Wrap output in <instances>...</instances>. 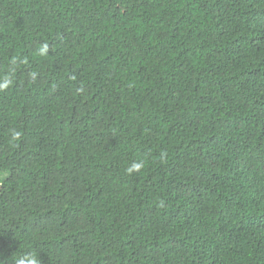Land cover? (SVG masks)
Listing matches in <instances>:
<instances>
[{
    "label": "trees",
    "instance_id": "16d2710c",
    "mask_svg": "<svg viewBox=\"0 0 264 264\" xmlns=\"http://www.w3.org/2000/svg\"><path fill=\"white\" fill-rule=\"evenodd\" d=\"M6 79L0 264H264V0H0Z\"/></svg>",
    "mask_w": 264,
    "mask_h": 264
},
{
    "label": "clouds",
    "instance_id": "9594fccd",
    "mask_svg": "<svg viewBox=\"0 0 264 264\" xmlns=\"http://www.w3.org/2000/svg\"><path fill=\"white\" fill-rule=\"evenodd\" d=\"M48 51V46L45 44L42 46V48L40 49V53L41 55L45 54ZM34 75V74H33ZM10 84L9 80H5V82L3 84H0V89H4L7 88ZM19 137V133L18 132H14L13 133V139H16ZM144 165L142 163H135L132 165V167L128 168L126 171L131 174L132 172H139L140 169L143 167ZM16 264H42L41 258L38 256L37 253L35 252H29L28 254L24 255L23 257H21L20 259L17 260Z\"/></svg>",
    "mask_w": 264,
    "mask_h": 264
}]
</instances>
